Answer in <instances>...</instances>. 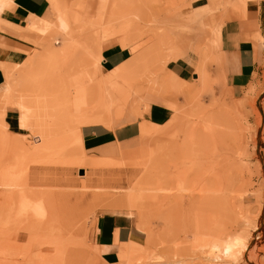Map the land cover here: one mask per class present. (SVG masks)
Segmentation results:
<instances>
[{
    "label": "rangeland",
    "instance_id": "rangeland-1",
    "mask_svg": "<svg viewBox=\"0 0 264 264\" xmlns=\"http://www.w3.org/2000/svg\"><path fill=\"white\" fill-rule=\"evenodd\" d=\"M10 1L0 0V10ZM190 1L47 0L44 16L11 26L31 48L14 51L21 60H0V264H107L93 244L95 219L129 210L89 199L100 190L91 186L96 176L127 180L129 187L117 183L123 187L111 192L130 194L146 235L137 247L122 244L115 264H264L260 104L252 85L234 98L210 73L219 19ZM112 43L128 57L106 71L100 52ZM187 53L194 72L183 79L167 66ZM240 100L239 122L230 108ZM150 102L172 115L161 125L141 120L134 148L84 150L80 127L113 129L141 117ZM7 109L18 113L21 133L7 129ZM177 172L182 190L162 183ZM236 240L247 250L232 258L223 244Z\"/></svg>",
    "mask_w": 264,
    "mask_h": 264
},
{
    "label": "crops",
    "instance_id": "crops-1",
    "mask_svg": "<svg viewBox=\"0 0 264 264\" xmlns=\"http://www.w3.org/2000/svg\"><path fill=\"white\" fill-rule=\"evenodd\" d=\"M244 3L245 16L242 12L231 13V9H226L225 0H191L190 8L209 5L210 10L205 18H211L212 21L219 19L217 45L220 46L215 48L216 62L210 73L217 76L219 82L234 98L242 97L245 90L252 85L257 103L260 104L264 125V0H245ZM47 9V0H11L0 10V19L9 24L3 25L6 31L0 30L1 61L13 62L15 57L21 60L23 56L15 55L14 51H22L23 47L31 48L28 42L14 33L11 26L22 27L29 17H42ZM199 39L201 37L194 38L192 43ZM100 54L101 67L106 71L114 70L128 57V51L116 43L105 45ZM190 56L191 53H187L185 58L170 61L167 69L178 77L187 79L194 72L191 63L194 55L192 58ZM3 82L4 76L0 69V85ZM171 115L172 111L168 107L150 102L147 108L143 109L141 117L113 129L100 125L80 127L82 146L87 153L95 155H100L101 149L115 145L122 149L134 148L137 145L141 120L161 125ZM3 119L9 132L21 133L18 132L22 129L19 127L18 113L15 110L7 109ZM260 223L264 229V212ZM145 236V232L136 226L133 218L122 213H100L94 222L93 244L99 257L107 264L119 261L118 249L122 244L137 247Z\"/></svg>",
    "mask_w": 264,
    "mask_h": 264
},
{
    "label": "bare ground",
    "instance_id": "bare-ground-1",
    "mask_svg": "<svg viewBox=\"0 0 264 264\" xmlns=\"http://www.w3.org/2000/svg\"><path fill=\"white\" fill-rule=\"evenodd\" d=\"M245 2V0H225V3H228L229 4V6H230V9L232 10L231 11V13H237V12H242V15H244L245 14V10H244V3ZM223 4V3H222ZM227 4V5H228ZM229 8V7H228ZM228 8H226V9H228ZM244 11V12H243ZM224 12H226L225 11V9H224ZM230 12V11H229ZM228 12V14H230ZM239 14V13H238ZM231 15V14H230ZM240 16V15H239ZM238 16V17H239ZM245 16V15H244ZM235 17H236V15H235ZM234 17V18H235ZM241 17H243V16H241ZM229 18V17H228ZM237 18V17H236ZM217 31L218 30H213L212 31V42H213V44L214 45H216V46H218V48H219V46L220 45H217L218 44V35H217ZM232 101V100H231ZM242 101L243 100H240V102L239 103H237V104H234V106H232V108H230V110L232 109V111L234 112V114L236 115V117H238V119H239V122L240 121H242V118L246 115V113H245V108H244V106H243V104H242ZM233 102V101H232ZM234 103V102H233ZM232 105V104H231ZM232 121V120H231ZM234 123V122H233ZM242 125V124H241ZM233 126H239V125H235V124H233ZM242 128V127H241ZM237 132V131H236ZM235 132V133H236ZM239 132V131H238ZM237 132V133H238ZM237 133L235 134V135H237ZM239 134H241V133H239ZM242 134H243V132H242ZM241 134V138L239 139V141H238V146H237V151H238V156L239 155H242V154H244L245 152H244V146H242V142H243V140H245L244 138H246V137H244L243 135ZM244 135H245V133H244ZM238 136V135H237ZM232 138H234L233 136H232ZM238 138V137H237ZM245 143V142H244ZM246 144H248V143H246ZM245 145V144H244ZM247 146V145H246ZM247 149V148H246ZM244 152V153H243ZM243 156V155H242ZM245 156H247V154L245 155ZM246 158V157H245ZM126 159V158H125ZM176 171H178V170H176ZM108 173V172H107ZM114 173V172H113ZM116 174V173H115ZM120 174V173H119ZM117 176H118V174H116ZM206 180V179H205ZM204 180V181H205ZM172 182V183H174V187L173 188H176V189H181L182 190V183H183V181H184V176L183 175H181V174H179V172H177L172 178H166V177H163V180H162V183L165 185V184H167L168 182ZM203 181V182H204ZM92 182V184H91V186L92 185H94L93 187L95 188V189H97V190H99L98 192H96V191H94L93 193H91V195H89V196H91V198H89V199H103V198H105V200H106V198H107V202H108V205H110V206H112V207H126L127 208V210H129L128 212H127V216H130V217H132L133 218V211H132V197L130 196V194H125L124 196L123 195H118L117 194V196H116V194L115 193H113V192H111L112 190L113 191H116V190H120L121 189V187H123V186H115V185H118V184H123V183H126L127 184V186L126 187H129V183L127 182V180L126 181H122V182H117L116 180H114V179H112V180H104V179H102V177L101 176H99V177H97L96 176V178L94 177V181H91ZM90 182V183H91ZM89 183V184H90ZM118 183V184H117ZM207 183V182H206ZM89 184H87V186L89 185ZM80 185H83V186H81V187H84V189H85V184H80ZM90 186V188L92 189V187ZM126 187H125V189H126ZM168 187V185L165 187V188H167ZM203 188L200 190L201 192H203V191H207V189H206V185H205V187L204 186H202ZM87 188H89V186L87 187ZM93 188V189H94ZM94 189V190H95ZM128 189V188H127ZM171 189V188H170ZM175 189V190H176ZM89 190V189H88ZM173 190V189H172ZM82 194H84V193H82ZM86 195V194H85ZM170 195V194H169ZM81 196H84V195H81ZM171 196V195H170ZM174 196V195H173ZM166 197H167V194H166ZM202 197H204L201 193H199L198 194V198H202ZM209 198H212L210 195L208 196ZM81 199H82V197H80ZM171 198V197H170ZM178 198V197H177ZM196 198H197V196H196ZM165 199V198H164ZM215 199V198H214ZM126 208H125V210H126ZM122 210V209H121ZM124 210V209H123ZM253 229L252 230H256V225H254L253 227H252ZM249 236L247 235V237L245 236V239L246 238H248ZM115 243V242H114ZM223 246H225V249L227 250V253H228V256H230V257H235V255H236V253H242V252H244L245 250H247V242L245 241V240H236V243L233 245V244H231L229 241H224V244H223ZM224 248V247H223ZM237 257V256H236ZM238 258V257H237ZM210 261V260H209ZM211 262V261H210Z\"/></svg>",
    "mask_w": 264,
    "mask_h": 264
}]
</instances>
